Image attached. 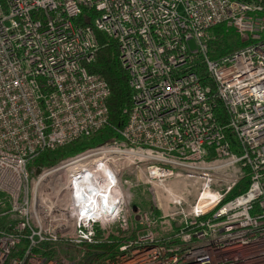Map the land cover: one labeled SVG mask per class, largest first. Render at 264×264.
Here are the masks:
<instances>
[{
    "label": "built area",
    "instance_id": "2783aa9c",
    "mask_svg": "<svg viewBox=\"0 0 264 264\" xmlns=\"http://www.w3.org/2000/svg\"><path fill=\"white\" fill-rule=\"evenodd\" d=\"M261 11L237 0H0V264H264ZM216 26L239 47L209 58ZM96 32L127 75L126 123L117 139L30 168L107 126V85L85 68ZM172 181L191 202L165 189ZM138 183L168 212L130 208Z\"/></svg>",
    "mask_w": 264,
    "mask_h": 264
},
{
    "label": "trees",
    "instance_id": "16d2710c",
    "mask_svg": "<svg viewBox=\"0 0 264 264\" xmlns=\"http://www.w3.org/2000/svg\"><path fill=\"white\" fill-rule=\"evenodd\" d=\"M245 3H253L260 5L262 8L261 15L264 17V0H237ZM82 17V16H81ZM81 21V19H79ZM213 39L208 44L209 58L217 55H223L233 51L239 45L235 40L230 42V36L233 38L232 32L223 30L221 26L211 29ZM97 41V49L94 60L85 66L86 71L90 74L99 75L107 85L109 95L105 101L107 109V126L87 140H77L71 145L59 148L52 152L41 153L31 164L30 168L48 167L66 156L74 155L83 151L89 146H97L104 142H109L114 138H118L116 131L122 129L127 120V111L130 105V90L127 85V75L122 70L118 62V52L116 43L108 39L100 32L95 33ZM214 117L219 124L226 121L222 108L217 104L214 109ZM226 139L229 141L230 147L234 149V139L230 133H225ZM248 180L242 179L237 183L229 194L232 197L244 191L247 187ZM101 251L107 250V246L98 248Z\"/></svg>",
    "mask_w": 264,
    "mask_h": 264
},
{
    "label": "rangeland",
    "instance_id": "374dc122",
    "mask_svg": "<svg viewBox=\"0 0 264 264\" xmlns=\"http://www.w3.org/2000/svg\"><path fill=\"white\" fill-rule=\"evenodd\" d=\"M222 29L225 30L224 27H222ZM232 40H235L234 35H233V38L230 36L229 41L233 42ZM124 178L126 179L130 178L131 183H135L133 177H128L127 175H123V179ZM165 189L170 191V193H172L173 195L181 196L183 198L184 203L191 202L192 195H194V193H192V190H190L189 185L185 183H177V182L172 181L165 186ZM129 192L131 194V198L129 201L130 208L134 206L135 207L137 206L139 208L142 207V209L145 212H148L150 211V208H153L154 210L163 212V215L168 212L166 209L165 198L162 197L159 190H155V193H154L150 185L144 184V183H138L136 187H131ZM154 195L157 196V200L154 198Z\"/></svg>",
    "mask_w": 264,
    "mask_h": 264
},
{
    "label": "bare ground",
    "instance_id": "6f19581e",
    "mask_svg": "<svg viewBox=\"0 0 264 264\" xmlns=\"http://www.w3.org/2000/svg\"><path fill=\"white\" fill-rule=\"evenodd\" d=\"M92 160H94L95 163H99V160L98 159H95V158H92ZM103 171L105 170L104 168L102 169ZM171 187V186H169ZM173 189V188H172ZM96 198L93 199V201L95 200ZM95 204H98L99 201L98 200H95L94 201ZM100 211H103V208L100 209Z\"/></svg>",
    "mask_w": 264,
    "mask_h": 264
},
{
    "label": "water",
    "instance_id": "95a60500",
    "mask_svg": "<svg viewBox=\"0 0 264 264\" xmlns=\"http://www.w3.org/2000/svg\"><path fill=\"white\" fill-rule=\"evenodd\" d=\"M34 173L37 175L39 173V169H36Z\"/></svg>",
    "mask_w": 264,
    "mask_h": 264
}]
</instances>
